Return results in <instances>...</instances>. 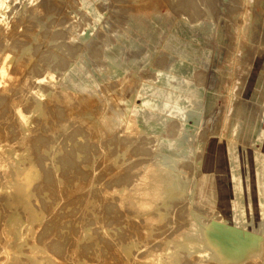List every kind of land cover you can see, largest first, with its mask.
<instances>
[{"label":"bare ground","instance_id":"bare-ground-1","mask_svg":"<svg viewBox=\"0 0 264 264\" xmlns=\"http://www.w3.org/2000/svg\"><path fill=\"white\" fill-rule=\"evenodd\" d=\"M46 1L0 0V264H264V231L259 226L249 229L197 210L206 207V179L190 167L191 149L180 138L187 119L197 117L200 99L192 80L183 77L191 72L188 60L198 47L191 41L192 32L212 28L201 20L191 23L188 12L199 16L197 3L204 0L177 1L183 12L170 32L188 40L180 42L181 53L171 70H157L155 82L143 84L137 93L144 107L132 96L115 94L118 107L110 100L100 113L93 100L101 81L120 79L125 65L137 60L126 62L120 50L107 44L105 66L77 59L58 72L47 67L35 74L38 66L32 68L25 54L31 50L29 33L43 26ZM75 22L61 20L54 34H66L64 39L72 43L87 41L92 32L81 31ZM156 22L152 27L167 24ZM66 42L61 47L68 46ZM41 53L40 62L53 56L47 49ZM175 79L187 81L175 84ZM213 102L210 92L204 114ZM67 106L82 120L76 127L94 130L89 131L90 141L76 143H97L95 148L68 147L70 142L58 139L63 132L56 129L72 121L62 122ZM74 110H82V115L77 117ZM49 117L63 120H47L50 132L47 127L46 132L33 131L35 118ZM171 119H177V136L166 133ZM197 158L196 166L201 163ZM205 165L208 168V156Z\"/></svg>","mask_w":264,"mask_h":264},{"label":"rangeland","instance_id":"rangeland-1","mask_svg":"<svg viewBox=\"0 0 264 264\" xmlns=\"http://www.w3.org/2000/svg\"><path fill=\"white\" fill-rule=\"evenodd\" d=\"M177 1L48 0L42 4L43 14L40 16L42 28H35L29 33L32 36L29 38L32 39L29 40L32 41V44L31 50L27 51L29 53H26L25 57L27 60L32 59V68L33 65L38 66L35 72L37 75H41L44 72L43 68L46 69L47 67L58 72L59 68L65 67L68 63L77 59L79 61L90 59L91 65L105 66L109 62L104 56V48L107 44H110L114 49L121 51V57L126 62L136 57L138 59L133 65H125L127 71H124V76L120 79L112 78L101 81L99 93L94 98L95 101L93 100L95 112L100 113L105 107H109L110 100H112L114 106L118 107V102L114 99L115 94L123 95L125 98L132 96L136 98L135 103L137 106L144 107L142 99L139 96L136 97L137 93L141 92L143 84L155 82L157 70H161L163 73L171 70L174 60L179 59L178 53H181L180 42L183 43L188 40L181 33L170 32L175 24L173 21L176 22L180 12H183V9L176 5ZM197 6L202 10V13L197 16L196 13L188 12L191 23L201 20L207 22L212 28L210 32H202L198 29H194V32H192L195 38H191V41L194 40L198 47L196 53L188 60L193 68L189 75L183 77L192 80V83L199 90L200 99L197 117L187 119L186 126H184L185 133H182L180 138L191 149L189 164L197 172V177L212 182V180L218 178V173L213 167L209 169L206 167L207 165L203 166L207 156L211 153H213L215 163L220 152L226 153L228 160L240 156V165L253 170L256 162L255 152L261 151L260 142L255 141L253 136L243 137L238 132L243 122V117L240 115L242 110L245 109L249 113L253 112L254 115L264 114V102H260V91H257V85L262 82L254 83L255 85L249 89L252 78L264 77V19L261 18L264 0H204L197 3ZM30 13L31 11L28 12L26 18L32 17ZM76 14L78 15L75 16ZM23 15L22 12L19 17ZM68 18H71L72 21L76 20L75 24H78L81 31L90 30L92 32L87 41L80 40L72 43L68 39H64V36H67L66 34H54L53 30L59 28L57 23ZM144 18H148L152 22H145L142 25L140 20L143 22ZM156 19L167 24L164 28H156L155 25L152 27L151 23H157ZM94 23L96 27L93 26ZM27 25L30 24L27 23ZM166 29L168 30L166 31ZM139 33L143 34L144 37ZM162 38L167 42L168 40L172 41L171 44L166 42L164 47L177 53L175 56L169 54V50L163 46L155 51L153 50L155 44L161 43ZM65 40L67 44L72 45L61 47ZM142 43H145V46ZM38 45L41 47L39 50H37ZM142 47L143 50H141ZM45 49L53 56H49L40 62L42 58L40 57L42 56L41 50ZM201 54L203 55L198 56ZM203 58L206 59V62ZM21 77L22 75H20ZM187 79L181 82L174 80L173 82L175 84L185 83ZM129 84L131 85V91H128ZM210 92L214 98L213 106L208 114H204L205 99ZM66 108L67 110L64 111L65 120H52L49 117L42 121H36L37 118H35L33 131L46 132L44 128L47 127V130H49L47 132H50L51 127L49 128V125L51 123H47V120L54 123L63 120L62 122L68 124L72 120L70 124L75 122V125L71 126L69 124L66 128L56 129L57 131L61 130L60 132H63V134L69 133L71 136L59 133L60 137L58 139L65 138L66 141H60L70 142L66 144L68 147L72 145V147H77L79 143H76V141L86 142L87 139V141H90L92 136L89 131L94 130H90L83 125V127H76V124L80 125L81 119L74 117L72 110H69L70 107L67 106ZM81 111L75 112L74 110V113L78 117L82 115ZM70 115H73L75 119L70 118ZM176 120L171 119L168 121L169 127L166 133L171 136H177V127L174 126ZM0 121H2L1 118ZM37 122H43L42 125H45V127H39ZM78 129L82 130L79 131ZM68 130H71V132ZM77 130L79 133L74 137V133L78 132ZM85 134L87 135L83 136ZM79 135L84 138H80ZM66 138L72 139L68 141ZM88 143L84 145L87 148L90 145V148H95L98 145L97 143H89L88 145ZM81 145L83 146V144ZM81 145L78 147H81ZM195 158L201 159V163L197 166ZM193 165L195 167H192ZM252 205L254 211L257 210V201L254 200ZM197 210L202 215L213 218L220 216L221 207L217 201H213L210 205ZM209 262L210 264H218L214 260Z\"/></svg>","mask_w":264,"mask_h":264},{"label":"crops","instance_id":"crops-1","mask_svg":"<svg viewBox=\"0 0 264 264\" xmlns=\"http://www.w3.org/2000/svg\"><path fill=\"white\" fill-rule=\"evenodd\" d=\"M140 35L144 37L143 34ZM164 43L165 39L162 38L161 44L157 47H164ZM142 45L145 46V43H142ZM143 47L141 50H143ZM167 50L172 56L177 54L170 49ZM143 52L141 53L145 54ZM173 63H175V60ZM258 82H262L257 85V91H260L259 99L260 102H264V77L252 78L249 89ZM244 110L240 112L243 122L238 133L243 137L253 136L255 141L261 144V151L255 152L254 155L256 162L253 170L240 165V156L228 160L226 153L220 152L215 163L213 153H211L208 156V168L213 167L218 173V178L212 180V182L206 179L204 203L205 206H208L211 202L217 201L221 207V217L231 224L248 226L249 229H253L250 228L251 226H259L264 231V114L254 115L253 112L249 113L247 111L245 113ZM251 120L254 122L253 126H250ZM244 121H247L246 126H243ZM254 200L257 201V210L255 211L252 205Z\"/></svg>","mask_w":264,"mask_h":264}]
</instances>
